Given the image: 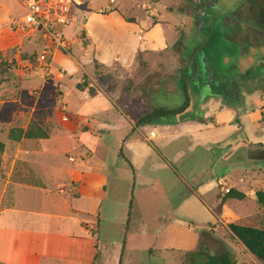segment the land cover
<instances>
[{"label": "rangeland", "instance_id": "374dc122", "mask_svg": "<svg viewBox=\"0 0 264 264\" xmlns=\"http://www.w3.org/2000/svg\"><path fill=\"white\" fill-rule=\"evenodd\" d=\"M21 1L0 0V53L6 64L0 66V72H3L0 73L3 78L0 84V141L12 145L13 142L7 139L8 130L25 129L30 121L44 125L50 135L53 128L60 131L68 128V121H72L68 112L83 109L80 100L84 95L76 88H87L90 82L83 73L87 70L83 66V75H71L74 80L78 78L76 84H65L69 75L62 69L59 72L50 69L51 66L58 68V63L73 69L72 56H78L91 73L99 76L102 86L115 82L110 84L111 88L131 92L137 99L152 94L155 108H180L189 98L186 115L191 121L183 125L182 132H188L185 138H177L178 131L171 130L165 132L164 140H153L147 145L136 143L131 150L124 144L117 146L113 131L108 136L94 139L99 142L95 143L97 147L103 141L110 147L103 159L108 167V179L95 238L100 247L118 248L120 258L118 255L116 264L119 259L120 264H187L185 254L198 249L213 255L233 251L231 255L237 264H262L232 237L228 224L217 222L205 206V203L214 205L218 178L226 176L228 183L236 184L238 175L246 168L264 171V160H255L251 156L263 148L249 144L264 143V126H256L242 118L246 111L257 113L264 106V66L259 64L264 63V38L249 20L236 24L227 22L233 16L232 11L246 0H217L202 17V25L196 22L194 0H81L72 25L66 29L71 49L68 54L57 51L60 60L51 53V66L36 60L42 50V44L38 42L40 37H29L15 26L16 23L20 26L25 16ZM120 16L131 17L135 23L123 22ZM164 21L168 25H163ZM156 22L158 25L153 26ZM85 31L94 35L95 59L106 61L102 71L95 64L89 68L93 59L92 51L84 49L87 45ZM237 31L242 32L241 40L232 44L231 39ZM127 32L133 33L135 39L139 38V49H158L165 44L167 48L140 54L135 61V56L123 47V35ZM247 54L249 57L243 62L242 56ZM209 60L215 65L218 85L216 83L212 88L205 84V79L202 96L197 100L187 79L185 88L190 95L185 94L183 81H174L178 79L179 69L186 70L191 61L203 65ZM248 70L252 71L254 80L249 92L256 90L257 95L249 98L245 105L242 101L227 104L215 97L225 88L219 89L220 85L237 82L238 75ZM63 85H67L65 89ZM200 102L204 103L199 105ZM206 114L212 119L201 126L198 118ZM178 119L175 116L165 120L177 123ZM237 120L241 122L238 130L234 126ZM214 122L220 125L215 127ZM103 152L101 147L95 148L92 162L100 161ZM10 156L8 154L6 160H2L0 169L3 206L11 203L16 184L36 183L26 178L29 176L26 167L19 163L12 165ZM219 183L217 192L225 193L221 188L229 187ZM239 188L246 192L244 187ZM190 192L194 193L189 195ZM248 199L244 204L231 202L230 205H246L247 213L252 207ZM236 209L232 206L226 212L231 214L237 212ZM249 215L250 220L245 223L252 227L264 226L261 208H255ZM98 261L99 257L95 264Z\"/></svg>", "mask_w": 264, "mask_h": 264}, {"label": "crops", "instance_id": "0c3cea01", "mask_svg": "<svg viewBox=\"0 0 264 264\" xmlns=\"http://www.w3.org/2000/svg\"><path fill=\"white\" fill-rule=\"evenodd\" d=\"M120 18L123 22L129 23L123 16ZM129 19L133 18L130 17ZM133 20L135 23V19ZM152 25H158V22L152 23ZM163 25H168V22L164 21ZM65 35L68 38L66 31ZM132 35L133 33L130 32L125 33L122 43L124 49L135 56V61L140 54L147 55L167 48L165 44L158 49L154 46L152 49H139V38L135 39ZM241 35V31L235 32L231 39L232 44L238 43L241 40ZM246 40L249 41L248 38ZM86 41L87 45L84 49L92 51L93 59L90 60L89 68L95 64L101 71L104 70L106 61L95 59L97 50L94 35L86 32ZM56 52L52 53L58 58ZM242 57L243 62H246L249 55ZM71 58L74 65L71 70L61 63H58L60 68H53L51 66L53 61L50 56H48V63L51 66V72H59L62 69L69 75L65 84L69 82L76 84L78 78L74 80L73 76L80 77L84 71L81 68L86 67L87 71L83 73L90 83L88 82L86 89L80 90L84 95L83 101L80 100V103H83V111L72 109L69 114L68 106L65 103L68 116L72 120L68 121L70 124L67 129L63 128L61 131L51 129V135L47 140H22L19 143L13 142L10 146L4 144L5 150L2 160L5 161L8 154H11L12 165L19 163L22 167H26V174L29 175L26 178L33 179L36 183L16 184L11 203L8 206H3V200H0V264H95L97 257H99L97 264H116L118 255L120 258V253L117 252L118 248L114 250L105 245L100 247L99 240L95 238L100 221L101 205L106 196L105 189L108 179V167L103 159L105 151H108L110 147L105 144L106 142H100L102 144L99 147L104 150L103 156L100 161L93 163L95 148H99L95 145L99 142H95L94 139L104 135L108 136L113 131L116 134L117 146L124 144L131 150L137 145L136 143L141 142L147 145V143H153V140L162 141L167 136L165 132L171 130L178 131L176 137L179 139L188 135L187 131L182 132L184 130L183 125L191 121V118L186 115L188 109L181 114L183 115L181 118V115L178 116L177 123L161 118L153 122L152 125L135 127L134 124L141 117L154 109H162L153 106L152 94L137 99L133 97L131 92H122L118 88L115 90L111 88L110 84L115 82L102 86L99 82V76L96 77L94 73H91L78 56ZM61 60L64 61V59ZM259 64L263 65L260 62ZM188 67L189 65L186 70L179 69L178 79L174 82L183 81L184 92L190 95V92L185 88L187 79L191 83L189 89L198 100V95L195 93V82L197 81L195 78L190 79L188 77ZM242 72L240 71V73ZM119 82L120 80L117 84ZM253 82L254 80L248 81L241 92L242 105H245L249 98L255 94L257 95L256 90L253 93L249 92L253 87L251 84ZM192 84L195 86L190 87ZM65 86L67 85H63V89ZM203 103L200 102L199 105ZM263 110L264 106L260 107L257 113L253 111L250 114L249 111H246L242 118L244 117L247 121L262 127L264 126ZM140 115L142 116L136 119ZM201 118L205 119L206 122L208 119H212L208 114ZM239 120L241 119L239 118ZM203 124L206 123L200 125L203 126ZM214 124L215 127L220 125L218 122H214ZM234 126L237 130L240 129L241 122L235 121ZM148 130L149 133H147ZM262 133L264 134V132ZM249 144L264 147V143L261 142ZM81 150L83 152H80ZM125 161L127 162V160ZM0 180H3L1 175ZM227 181L229 179L226 176L217 179L214 205L205 203V206L221 224L252 227L247 223L250 220V212H253L255 208H260L254 201V194L257 190H264L262 189L264 188V171L254 172L251 168H246L238 175L236 184H230ZM219 182L229 187L227 189H225L226 187L221 188L226 192L230 188L242 192L243 190L239 187H244L246 189L245 194L249 198L247 199L252 204V207L248 208L250 212L245 213L246 205H230L231 202L244 204V201H230L224 205L215 202ZM232 206L238 208L236 209L237 212L228 214L229 211L226 212V210H230ZM242 248L245 250L243 245ZM230 253L233 254V251Z\"/></svg>", "mask_w": 264, "mask_h": 264}, {"label": "trees", "instance_id": "16d2710c", "mask_svg": "<svg viewBox=\"0 0 264 264\" xmlns=\"http://www.w3.org/2000/svg\"><path fill=\"white\" fill-rule=\"evenodd\" d=\"M259 20L264 21V15L260 16ZM126 21L129 23L134 22L133 19H126ZM256 28L257 31L260 33V35L264 34L263 25L261 26V24L258 23V26ZM83 36L84 33L81 34V37ZM177 48L179 50L181 49V41L178 42ZM62 53L68 54V52H63V51ZM5 65L6 64L3 63L2 60V54L0 53V66H5ZM241 76L245 77L244 78L245 82L250 81L252 80V71L248 70L244 74H241ZM1 83H3V78L0 75V84ZM77 88L79 90H83L82 86H78ZM188 106H189V102H188V98H186L185 103L180 108L170 109V110L163 108L154 109L150 113L141 117L134 125L135 127L149 125L161 118L179 116L188 108ZM198 121L200 123L206 122V120L202 118H198ZM49 137H50L49 130L46 129L44 125L36 121H30V123L25 129L15 127V128H10L7 132V139L10 142H15V143H19L22 140H47L49 139ZM256 147L263 148V150H260L256 153H251L252 158L255 160L256 159L264 160V147H262L261 145H257ZM4 150H5V145L2 141H0V169H1L2 155L4 153ZM128 164L131 166L129 162ZM191 194H193V192H190L189 195ZM247 198H248L247 194L242 193L235 188H230L225 193L217 192L215 196L216 202L222 205L230 201H238V202L245 201L247 200ZM254 201L264 211V190H257L255 192ZM227 229L232 235V237L237 241H239L249 254H251L262 264H264V226L248 227L237 224H228ZM185 255L188 257L187 264H237L233 259L231 253L228 251L223 252L219 255H213L205 252L202 249H198L196 252L186 253Z\"/></svg>", "mask_w": 264, "mask_h": 264}, {"label": "built area", "instance_id": "2783aa9c", "mask_svg": "<svg viewBox=\"0 0 264 264\" xmlns=\"http://www.w3.org/2000/svg\"><path fill=\"white\" fill-rule=\"evenodd\" d=\"M25 16L19 27L29 37L39 36L42 50L36 60L48 64V56L55 51L69 52L71 42L65 31L74 18V12L82 5L81 0H22Z\"/></svg>", "mask_w": 264, "mask_h": 264}, {"label": "flooded vegetation", "instance_id": "af4514ba", "mask_svg": "<svg viewBox=\"0 0 264 264\" xmlns=\"http://www.w3.org/2000/svg\"><path fill=\"white\" fill-rule=\"evenodd\" d=\"M194 3L196 5V13L198 15L197 23L198 25H202L201 19L204 15L207 14V11L215 6L217 3V0H194ZM233 16L231 18L227 19V22H231L233 24H236L240 21L248 22L251 24H254L255 27L258 26V23L263 25V33H264V21L259 20V17L264 15V1H258V0H253V1H248L246 0L242 5L238 6L232 11ZM260 21V22H259ZM200 27V26H198ZM235 33V32H234ZM261 36L264 38V34H261ZM194 64V65H192ZM199 62L193 61L190 63L188 70L191 71L190 73V79L195 78L197 82H195L196 85V91L195 93L198 95V98L200 99L202 96V91H203V86L204 83L203 81H207V83L210 85L212 88H215V85L217 81V74L215 72V65L209 60L205 64L202 65L200 62V73H201V78L197 76V70H198V65ZM203 66V67H202ZM264 66V63H263ZM203 68V69H202ZM239 80H236L237 82H233V84H224L219 86V89L221 87H225L223 92L219 94V96H215L212 94V96L215 97H220L223 101H225L227 104H229L232 101H242V96L241 92L243 88L245 87L246 83L244 81V76L238 75L237 77ZM252 81V80H251ZM214 91V89H212ZM210 97V96H209Z\"/></svg>", "mask_w": 264, "mask_h": 264}, {"label": "water", "instance_id": "95a60500", "mask_svg": "<svg viewBox=\"0 0 264 264\" xmlns=\"http://www.w3.org/2000/svg\"><path fill=\"white\" fill-rule=\"evenodd\" d=\"M198 66H199V64H198ZM197 76H198L199 78H201L200 67H198V70H197Z\"/></svg>", "mask_w": 264, "mask_h": 264}]
</instances>
